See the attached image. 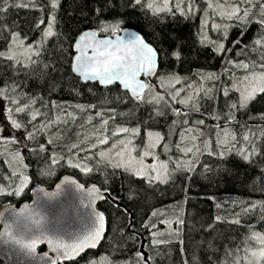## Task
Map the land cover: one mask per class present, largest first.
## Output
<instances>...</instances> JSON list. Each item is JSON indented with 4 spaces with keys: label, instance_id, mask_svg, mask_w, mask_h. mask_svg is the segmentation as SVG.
Returning <instances> with one entry per match:
<instances>
[{
    "label": "trees",
    "instance_id": "1",
    "mask_svg": "<svg viewBox=\"0 0 264 264\" xmlns=\"http://www.w3.org/2000/svg\"><path fill=\"white\" fill-rule=\"evenodd\" d=\"M197 1L198 12L192 15L153 12L135 0H57L55 9L52 0H14L26 7L11 6L9 0L6 11L0 12V52H5L15 32L28 43L43 42L49 21L53 16L56 21L55 35L43 42L40 55L33 58L36 63L0 56L1 115L7 123L6 117L10 123L16 121L27 134L29 145L15 149L28 165L30 179L17 195L20 173L0 154V183L7 189L0 194V210L9 203L30 200L36 185L51 188L67 173L86 185L96 183L110 191L99 204L107 216L100 248L75 261L57 264H85L86 258L99 253L105 254L106 264H249L245 261L249 249L261 246L254 234L264 233V92L243 108L232 109L230 105L240 99L232 82L236 85L242 75L264 71V44L256 43L257 35L264 36V16L259 4L246 19H233L235 23H231L220 49L218 42L203 39L201 12L206 2ZM117 24V32L134 28L159 52L157 76L140 100L119 84L83 81L72 69L79 35L88 29L112 35L111 26ZM160 75H180V85L194 84L199 90L197 102L184 110L179 102L160 97V88L154 87ZM226 84L230 85L227 96ZM17 107L25 111L17 112ZM191 111L210 115L205 116L208 124L200 130L210 140L216 133L213 121L228 119L230 130L238 132L233 147L239 148L241 137L259 128L260 152L248 159L232 155L227 163L216 158L222 164L211 167L203 150L196 168L184 170L165 184L112 166L97 155L84 171L67 156V148L90 128L111 138L116 137L111 133L118 126L137 128L142 136L146 130H159L164 142L179 145L194 122H183L184 116H193ZM217 146L214 141L213 151H218ZM91 151L97 154L98 148ZM175 202L180 205L183 230L177 238L163 240L157 232L165 219L154 217L153 212ZM218 213H225L222 220ZM233 216L239 223L228 220ZM260 264H264V256Z\"/></svg>",
    "mask_w": 264,
    "mask_h": 264
},
{
    "label": "rangeland",
    "instance_id": "2",
    "mask_svg": "<svg viewBox=\"0 0 264 264\" xmlns=\"http://www.w3.org/2000/svg\"><path fill=\"white\" fill-rule=\"evenodd\" d=\"M202 1L206 2L201 12L203 39L209 41L214 40L218 42L217 46L223 44L224 40L228 38L231 23H235V21H232L233 19L236 21L238 18L246 19L253 9H257L256 5L259 4L261 8L260 12L264 16V0H247L246 3H240L239 8L241 11L238 14H233L232 11L233 8L237 6L236 0ZM142 2L147 8L148 3H152L154 7L163 8V0H142ZM177 4H179L180 8L184 11L177 10ZM189 5H191V11L187 10ZM198 8L199 5L197 0H169L168 9L157 13L170 11L172 13L177 12L178 14L186 12L192 15L197 14ZM244 11L249 13L248 16L245 17L243 15ZM16 35L19 36V40L13 43L11 38L5 53L9 51L13 52L16 57L14 61L23 63H28L30 61L25 55V50L29 45L32 46V58H34L37 47H39V51H41L43 42L49 38H43V42L28 43L22 39L19 33H13L12 37ZM257 40H260L261 43L264 44V36L260 37L257 35L256 41ZM20 41H23V44H21ZM245 76L248 77L247 80L244 79ZM177 80L179 81L178 83ZM180 82H182V76L180 75L173 78L160 75L154 82V87L157 89L160 88V97L167 98L174 103L179 102L184 110H189L197 102L196 94H199V90L191 82L185 85H180ZM226 83L229 84L228 79ZM232 83L238 90L240 97L242 93L247 95L248 93H252L255 89L252 99L246 102V105H248L257 98L259 93H261L259 88L264 87V71L246 73L237 80L236 85L235 82ZM229 86L230 85L226 84V87L223 88L224 91L227 90ZM167 88L169 89L168 94L164 93V90ZM177 92L180 93L179 96H176ZM181 101H183V103H181ZM3 104V99L0 98V105L2 106ZM188 112L189 111H187V114ZM191 112L193 116H184L183 122L190 121V119L194 122L187 128L179 145H172L171 143L164 142V135L159 130H146L144 136H142L140 130L137 128L118 126L112 131L117 132V135H115L116 137L111 138L106 134L98 132L96 128H90L84 129L79 136V140L67 148V156L74 164H78L82 169H89L91 164H93L95 155H97L112 166L117 167V165H120L118 168L127 170L138 177L145 178L153 183L165 184L184 170L191 171L196 168V161L203 150L207 152L205 154L209 155L208 161L212 164L211 167L222 164L218 162L216 158L227 163V158H232V155L240 154L242 157H245L246 154L248 159L252 154L260 152L259 145H261V142L259 140V135H257L259 133V128H255L254 132L250 133L251 135H243L241 137V144L239 148H237L233 147L235 145L233 137H236L238 132L230 130L227 122L228 119L224 118L225 120L223 119L220 121L215 119L216 122L215 120L213 121L211 127L215 129L214 131L216 133L215 135L210 133L215 136L212 138L213 140H210L209 137H205L200 132L201 126L208 122L205 116H209L205 113L199 115L195 114L193 111ZM6 118L10 121L9 117ZM201 120L203 121L202 124L199 123ZM9 121L8 123L5 121L0 110V154H3L15 171L20 173L21 179L16 183L17 191L19 192L18 195H20L23 188L29 184L30 179L27 176L28 165L24 162L21 154L16 151L15 146L29 145V140L25 131L14 127ZM120 128H128L130 131L128 133H119L118 129ZM131 130H135V132ZM253 133L257 135V141L254 140ZM244 136L249 137L248 140H250V143H246ZM104 137L108 139L107 144L100 143V140ZM122 141L123 143H121ZM214 141L218 145V151H213L212 143ZM202 142L204 143L203 149L201 147V144H203ZM74 145L75 147H73ZM113 145H115V147ZM97 148V154L92 153L91 150ZM189 148L192 149L191 152L187 151ZM101 153H103V155H101ZM157 176L158 178H153ZM4 191H7V189L5 186L3 188L0 183V194ZM222 210L228 209L224 208ZM180 212V205L176 204V202L161 206L154 210V217H162L165 219V221L162 222L164 226L157 232V235L162 236L163 240L175 239L183 230V228L181 230L180 227ZM223 214L225 213H218V219L222 220L223 217H221V215ZM228 220L237 221V216L228 218ZM156 226L159 227V225ZM254 235L257 238L256 241H258L261 246L249 249V255L245 258V261L249 264H260L264 256V233L256 232ZM104 255L105 254L101 255V253H99L95 256L86 258L84 262L85 264H106L108 260Z\"/></svg>",
    "mask_w": 264,
    "mask_h": 264
},
{
    "label": "water",
    "instance_id": "3",
    "mask_svg": "<svg viewBox=\"0 0 264 264\" xmlns=\"http://www.w3.org/2000/svg\"><path fill=\"white\" fill-rule=\"evenodd\" d=\"M87 32H95L97 39H115L113 35H100L94 29L85 30L75 42V55L72 65L75 63V56L79 54L76 51V44L77 42L82 45L87 43V41L81 42L79 40L80 36ZM132 33L139 35L157 53L151 78L149 79L143 74L137 77L138 81L148 84V81H152L157 76L160 66L159 52L142 33L134 28L125 27L116 32V36H122L127 41L132 39ZM88 52L91 55V49ZM73 72L86 82H98L102 86L119 84L132 98H135L131 89H125L118 81L111 84H102L98 79H88L81 72ZM147 88L138 89L141 97L145 94ZM93 189L96 191L92 192ZM109 195V190L101 188L96 183L86 185L69 173L64 174L51 188L45 185H36L32 189L30 200L20 204L9 203L0 210V263L52 264V261H55L57 264L59 261H75L89 251H97L107 231V216L99 207V204ZM96 213L102 214L104 221L103 230L95 241V246L86 243L79 251L61 256L59 251L54 250L53 246L46 242L49 239H57L65 245L77 243L86 237L93 228L94 214ZM23 221L30 224L31 227V231L27 234L20 233L17 228V224ZM6 231L10 232V235L6 234ZM41 237L43 239H40ZM33 239L37 241L35 252L23 247L24 244L31 243ZM16 241L20 242L17 243ZM41 247H44V249L40 250ZM60 251H63V249Z\"/></svg>",
    "mask_w": 264,
    "mask_h": 264
},
{
    "label": "snow or ice",
    "instance_id": "4",
    "mask_svg": "<svg viewBox=\"0 0 264 264\" xmlns=\"http://www.w3.org/2000/svg\"><path fill=\"white\" fill-rule=\"evenodd\" d=\"M142 0H135L137 5L141 4ZM246 3L247 0H236V7L233 8V14H238L241 9L239 8L240 3ZM169 0H163V8L154 7L152 3H148V8L153 11L160 12L165 9H168ZM9 6V0H0V12L6 11ZM11 6H27L25 5H16L14 0H12ZM211 6V5H209ZM51 7L55 9L57 7V0H52ZM177 10L184 11L180 8V5H176ZM188 11H191V5L188 6ZM248 12L244 11L243 15L248 16ZM55 17L53 16L49 21L47 28L43 31V38L52 37L55 35L53 32V27L55 25ZM40 24H43L44 21L41 19ZM264 23V22H262ZM112 35L115 36V39H97V34L95 32H87L80 36L79 40L81 42L87 41L86 44H81L77 42L76 51L79 53L75 56V63L72 65L73 71L81 72L85 78L88 79H98L102 84H111L114 81L120 82L125 89H131L133 95L137 100L141 99L140 92L138 89H144L149 87L147 83L138 81L137 77L143 74L147 78H151L153 74V69L155 67V58L156 51L150 47L148 44L144 42V40L135 33H132V39L125 41L122 36H116V32L119 28V25H112ZM216 27V26H214ZM107 31V27L104 29ZM13 43L19 40V36L12 37ZM23 44V41H20ZM257 44H260L261 41L257 40ZM220 49H223V44H221ZM91 49V55H89L88 50ZM25 55L27 59L31 61V63H36V60L32 58V46L29 45L25 50ZM35 56L40 55L39 47L34 53ZM178 55V53H177ZM0 56H6L9 60L16 59L15 54L11 51L8 53L0 52ZM19 62V61H18ZM243 67L247 68L248 65L245 64ZM245 80L248 79L247 76L244 77ZM179 81L177 80V83ZM259 91L264 92V87L259 88ZM255 89L252 93H248L247 95L241 94V97L238 102H234L230 105V108H243L246 106V102L252 99L254 95ZM179 92L176 93V96H179ZM224 95H228V91H224ZM158 102V101H157ZM183 103V101H181ZM17 112L25 111V108L17 107ZM179 115V112H177ZM234 118V117H233ZM36 119V115L32 116V120ZM13 126L19 128L21 125L17 124L16 121H12ZM107 124V121L104 122ZM199 123H203V121H199ZM130 129L128 128H120L118 129L119 133H128ZM135 132V130H131ZM111 135H117V132L114 131ZM151 135V134H150ZM159 138V137H158ZM235 139V137H233ZM248 136H244V140H248ZM101 144H107L108 139L104 137L100 140ZM123 143V141L121 142ZM115 147V145H113ZM75 147V145L73 146ZM188 152H191L192 149H187ZM103 155V153H101ZM245 159H247V155L245 154ZM79 167V165H76ZM120 165H117L119 167ZM84 171H88L89 169L85 168ZM153 178H158L153 177ZM70 183V182H66ZM74 183V182H71ZM95 192L96 190H91ZM18 195L19 192L17 191ZM27 208V206H25ZM94 226L89 232V234L84 237L82 240H79L77 243L72 245H65L57 239H49L46 242L51 244L54 250L59 251L61 256H67L71 252L79 251L81 248L85 246V244H89L90 246H95V241L99 238L101 231L103 230V221L104 217L102 214L96 213ZM155 215V213H153ZM239 223V221H236ZM17 228L20 233L27 234L31 231L30 224L22 223L17 224ZM6 234L10 235V232L6 231ZM40 239H43L42 237ZM19 243L20 241H16ZM37 241L35 239L32 240L31 243L24 244L23 247L28 249L31 252H35ZM63 249V251H60ZM46 255V254H45ZM52 264H56L55 261H52Z\"/></svg>",
    "mask_w": 264,
    "mask_h": 264
},
{
    "label": "flooded vegetation",
    "instance_id": "5",
    "mask_svg": "<svg viewBox=\"0 0 264 264\" xmlns=\"http://www.w3.org/2000/svg\"><path fill=\"white\" fill-rule=\"evenodd\" d=\"M210 117V115H208ZM216 122V121H215Z\"/></svg>",
    "mask_w": 264,
    "mask_h": 264
}]
</instances>
